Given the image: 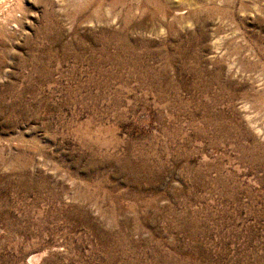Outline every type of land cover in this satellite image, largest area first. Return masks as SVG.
<instances>
[{
  "label": "rangeland",
  "instance_id": "374dc122",
  "mask_svg": "<svg viewBox=\"0 0 264 264\" xmlns=\"http://www.w3.org/2000/svg\"><path fill=\"white\" fill-rule=\"evenodd\" d=\"M5 6L0 264H264V0Z\"/></svg>",
  "mask_w": 264,
  "mask_h": 264
},
{
  "label": "bare ground",
  "instance_id": "6f19581e",
  "mask_svg": "<svg viewBox=\"0 0 264 264\" xmlns=\"http://www.w3.org/2000/svg\"><path fill=\"white\" fill-rule=\"evenodd\" d=\"M8 0H0V12L3 11V8L6 7V3ZM19 10V9H18ZM22 11V10H21ZM2 13V12H1ZM18 15V14H16ZM14 16V15H13ZM9 17V16H8ZM14 19V18H13ZM11 25V24H10Z\"/></svg>",
  "mask_w": 264,
  "mask_h": 264
}]
</instances>
